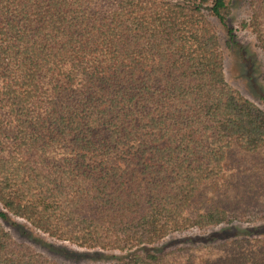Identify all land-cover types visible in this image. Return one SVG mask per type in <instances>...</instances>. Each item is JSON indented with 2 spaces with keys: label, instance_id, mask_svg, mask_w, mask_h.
I'll return each instance as SVG.
<instances>
[{
  "label": "trees",
  "instance_id": "16d2710c",
  "mask_svg": "<svg viewBox=\"0 0 264 264\" xmlns=\"http://www.w3.org/2000/svg\"><path fill=\"white\" fill-rule=\"evenodd\" d=\"M233 0H0V264H60L3 220L112 264H264V109ZM241 28L264 55V0ZM264 218V215H261ZM259 218V217H257ZM202 242L154 247L175 232Z\"/></svg>",
  "mask_w": 264,
  "mask_h": 264
},
{
  "label": "rangeland",
  "instance_id": "374dc122",
  "mask_svg": "<svg viewBox=\"0 0 264 264\" xmlns=\"http://www.w3.org/2000/svg\"><path fill=\"white\" fill-rule=\"evenodd\" d=\"M248 13V0H233L231 18L237 40L246 45L256 57V66L252 72V78H249L245 73L237 47L229 43L226 28L215 17H213V20L219 28L224 48L227 80L264 109V55L257 47L254 35L241 28V22L248 17ZM0 209H2L1 205ZM261 215H264V213L258 212V216H254L251 221L234 223L240 225L242 229L258 226L264 223V218H260ZM2 222L17 240L30 244L36 250L60 264H112L125 254L120 251L81 248L68 241L57 240L32 227L26 220L12 214L9 215L8 220L2 219ZM212 231L193 229L185 232H175L160 243L155 244L154 247L161 248L173 244L187 245L194 241L200 243L203 241L202 238L208 237Z\"/></svg>",
  "mask_w": 264,
  "mask_h": 264
}]
</instances>
